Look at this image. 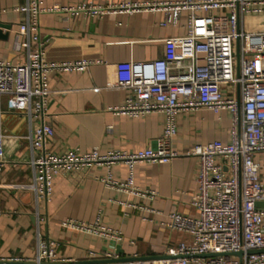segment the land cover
<instances>
[{"label":"crops","instance_id":"crops-1","mask_svg":"<svg viewBox=\"0 0 264 264\" xmlns=\"http://www.w3.org/2000/svg\"><path fill=\"white\" fill-rule=\"evenodd\" d=\"M41 7L120 6L186 0H39ZM26 0H0V61L23 64L30 43L36 48L34 35L19 33L28 15L20 11ZM207 13H203L206 15ZM219 19L225 12H214ZM163 11L142 10L129 13L112 11L102 18L84 13L58 12L42 14L39 35L44 43L47 62L91 63L86 71H54L49 78L48 105L44 121L51 124L54 134L46 150L58 155L76 151L80 155L98 149L106 155L111 151L137 153L156 149L162 136L165 115L151 113L131 118L112 109L122 107L132 96L120 87L130 62H153L171 54L168 40L188 33L189 12L182 14L177 26L163 27ZM259 19H254L257 22ZM3 127L0 139V181L10 184L34 182L38 174L32 165L33 153L26 137L41 122L24 113L12 112L3 105ZM172 148L181 153L197 145L213 141L230 142L232 116L229 111L219 115L200 108L181 113ZM2 146V147H1ZM199 160L182 156L168 163L93 164L70 175L54 178L53 195L41 199L34 191L0 190V262L19 259L32 263L38 253L39 238L58 242V254L77 264L102 263L105 247L102 240L63 226L68 219L101 223L121 231L123 241L110 248L121 258L162 257L169 248L189 242L187 234L166 226L169 215L180 213L199 217L193 200L199 191L197 182ZM133 179L135 194L117 189L111 179L127 183ZM153 193L154 197L148 195ZM148 193V194H147ZM91 252L96 259H91ZM68 264V263H63Z\"/></svg>","mask_w":264,"mask_h":264},{"label":"built area","instance_id":"built-area-1","mask_svg":"<svg viewBox=\"0 0 264 264\" xmlns=\"http://www.w3.org/2000/svg\"><path fill=\"white\" fill-rule=\"evenodd\" d=\"M118 10L163 11V27L177 26L183 12H189L188 33L168 40L171 49L168 58L126 65V76L119 85L129 89L132 96L122 107L112 109L131 118L163 113L166 118L158 147L137 153L111 151L106 155L98 149L85 155L76 151L49 153L46 147L54 128L44 121V116L51 93L50 75L54 71L83 72L91 63L47 62L39 35V18L42 14L58 12L102 18ZM20 11L28 19L20 26L19 33L36 32L37 44L32 49L29 42L20 43V47L27 48L23 64L0 61V139L4 104L9 111L39 118L41 122L26 137L34 155L31 163L38 174L32 183L10 184L1 180L0 190L34 191L39 198L48 200L53 195L56 176L70 175L93 164L125 163L132 169L137 163H168L182 156L197 157L199 191L193 205L199 217L176 212L166 222L170 230L190 237L189 242H181L165 253L178 258L111 264H264V0H186L117 7L85 3L75 8L41 7L39 0H26ZM221 11L225 16L216 19L213 13ZM204 12L207 14L203 15ZM200 108L217 115L230 112V142L213 141L184 153L174 150L172 139L177 133L178 116ZM6 164L1 162L0 170ZM108 183L117 189L138 192L132 178L127 183L111 179ZM148 195L154 197L153 193ZM63 226L102 240L105 245L102 259H123L110 249L123 241L121 231L102 224L100 219L94 223L68 219ZM59 245L40 237L32 263L77 264L60 257ZM238 253L241 255H234ZM95 256L91 252L90 258L96 259Z\"/></svg>","mask_w":264,"mask_h":264},{"label":"water","instance_id":"water-1","mask_svg":"<svg viewBox=\"0 0 264 264\" xmlns=\"http://www.w3.org/2000/svg\"><path fill=\"white\" fill-rule=\"evenodd\" d=\"M0 28H7L9 29V25H5L3 23H0ZM5 36L2 34L0 30V38H4ZM235 256H240L241 254H234ZM209 256H215V255H209ZM178 257L175 256H169L164 255L162 257H139V258H126V259H119V260H104L102 261V264H111V263H119V262H128V261H143V260H173ZM0 264H34V263H26V262H18V263H11V262H0ZM43 264H49V263H43ZM84 264V263H83Z\"/></svg>","mask_w":264,"mask_h":264}]
</instances>
